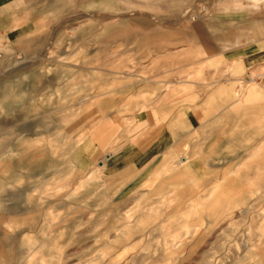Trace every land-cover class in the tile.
<instances>
[{"label": "rangeland", "instance_id": "rangeland-1", "mask_svg": "<svg viewBox=\"0 0 264 264\" xmlns=\"http://www.w3.org/2000/svg\"><path fill=\"white\" fill-rule=\"evenodd\" d=\"M43 8L19 44L0 42V264H264V169L231 184L237 167L227 177L188 167L203 146L193 118L180 121V152L137 180L124 165L106 166L108 153L141 145L114 97L142 76L167 82L174 72L183 98L184 81L201 79L192 46L209 63L222 56L225 79L237 66L235 104L262 113L264 81L248 62L264 50V0H43ZM184 63L195 70L186 75ZM102 124L116 130L100 149L89 134ZM256 136L245 133L244 151L230 158L249 164L264 144ZM172 166L183 175L159 187ZM221 184L222 214L200 215L198 203Z\"/></svg>", "mask_w": 264, "mask_h": 264}, {"label": "crops", "instance_id": "crops-1", "mask_svg": "<svg viewBox=\"0 0 264 264\" xmlns=\"http://www.w3.org/2000/svg\"><path fill=\"white\" fill-rule=\"evenodd\" d=\"M47 2L51 4L53 0H47ZM43 14V0H0V42L11 45L19 44L21 39L28 35L30 26L38 25V22L43 20ZM203 51V49L194 46L187 50L189 57L199 64L201 79L199 81H184L186 92L183 98H177L174 72L172 74L168 72L169 76H173L168 78L167 82L161 80L162 83L160 79L158 81L154 79L156 73L151 78L142 76L133 82L135 84L131 83L136 88L131 87L126 93L121 90L120 97L118 95L114 97L112 103L118 104L116 109L128 110L125 111L129 112L127 114L129 120L135 124L131 130V136H134L136 140L138 138L141 145H130L129 149L127 145L119 148L117 144L119 149L106 155V166L120 167L121 169L124 165L125 170L132 173L133 178L137 180V176L147 169L149 163L163 160L166 152L170 153V150L174 154L179 151V132L182 129L180 128V121L185 118L189 121L193 118L194 121L198 122L196 126L203 131V146L199 150L194 148L193 151L196 156L194 160L187 162L188 167L205 168L207 172L212 169L213 172H209L212 176L219 173V171L214 172V170L222 168L224 177H227L229 172L237 167L238 170L234 178L225 180L231 184L237 181H245V172L250 167L251 169L255 168L257 171L255 174H258V170L264 169V144L257 146L262 149L257 156L251 159L249 164H246L242 157L230 158L236 151H244L245 133H254L257 135L254 138H258V143L261 141L259 136L260 133H264V128L259 126V118L264 114V107L262 113H259L254 104L248 105L247 109H242L241 103L235 104L236 100H239V95L238 99H234L235 93L236 90L239 91V82L243 79L239 68L236 66L237 70H233L231 76L225 79L221 77L224 73L222 56L219 58L216 52L214 63H209ZM253 52L256 56L255 61L251 60L249 53L248 59L251 61L248 62V67L254 66L257 70L256 75L264 81V72H261L264 69V50L261 52L254 50ZM257 53L260 54L257 55ZM230 63L232 67L235 63L239 64V54L233 57ZM183 69L186 75L195 70L190 63H184ZM213 77L215 78L213 79ZM251 80L252 78L249 79L248 83ZM249 92L251 93V89ZM231 102L233 106L227 107V104H231ZM179 106H186V111H180ZM244 117L252 121L251 129L243 130ZM111 130L115 132L116 129L102 124L92 127L89 135L93 139L94 137L99 139L97 143L100 149H103L106 144H110L109 140H112ZM113 136L114 138L117 137L116 134ZM169 139H171L170 143L168 142ZM202 151L205 152L203 159L197 157V154L202 153ZM145 161L147 162L144 163ZM170 169H173L174 173H170L169 176L161 179L162 181L158 183L159 187H164L171 179L175 180L183 175L181 167L172 166ZM226 172L228 173L225 174ZM253 178L262 179V177ZM227 189L229 188L226 184H221L215 193H210L205 197L204 202L198 203L199 208L204 210L200 215H208L213 220L215 216L222 214L219 208L220 202L224 198L220 193ZM178 194L183 196L187 194V191L182 189Z\"/></svg>", "mask_w": 264, "mask_h": 264}]
</instances>
